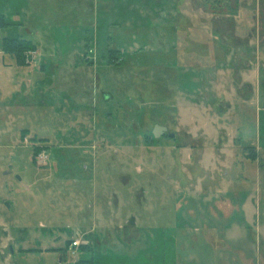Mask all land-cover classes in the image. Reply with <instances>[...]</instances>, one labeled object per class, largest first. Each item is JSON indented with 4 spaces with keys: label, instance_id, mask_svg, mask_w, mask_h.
<instances>
[{
    "label": "rangeland",
    "instance_id": "374dc122",
    "mask_svg": "<svg viewBox=\"0 0 264 264\" xmlns=\"http://www.w3.org/2000/svg\"><path fill=\"white\" fill-rule=\"evenodd\" d=\"M257 8L0 0V264H52L72 241L86 264H264V32L254 55L208 40L236 14L235 36L257 33ZM236 56L254 93L232 84Z\"/></svg>",
    "mask_w": 264,
    "mask_h": 264
},
{
    "label": "flooded vegetation",
    "instance_id": "af4514ba",
    "mask_svg": "<svg viewBox=\"0 0 264 264\" xmlns=\"http://www.w3.org/2000/svg\"><path fill=\"white\" fill-rule=\"evenodd\" d=\"M242 10H243V8H242ZM251 10L252 9H248V11L250 12V15H248V16H251L252 17L251 19L255 23V27L256 28L259 26V30H257V33H256V30L250 29V31H248V34L245 35L244 38H239V37L235 36V34L237 35V32L239 31L237 28H239L240 26H242L244 24V21L246 20V18H248V17H243V16H247V15H245V13H244V15H240L239 14L238 16L236 14V15H232V18H230L228 20L231 21L234 18L233 21H234L235 24H237V27H233V28L230 27V28H226L225 30H222V28H219L218 26H215V29L213 30V32L211 33V31H210L211 37L208 40L209 41L214 40L213 42H215L214 36L216 35V38H218L222 42V45H229L230 43H239L241 45L245 44V46L248 47L247 48L248 51L247 50H244V52H248L247 54H251V55L258 54L260 52V50H259V40L262 39V37L264 35V33H263V35L261 36V32L262 31L264 32V23H263V21H261V18H260V14L262 13V15H263L264 9L261 10V13H259V9L258 8H257L256 13H252ZM217 15H214L216 17H214L212 19L213 22H216L217 21V17H218ZM177 18L179 19L178 12H177ZM228 20L225 21L226 24H227ZM200 22L202 24H205V21L202 18L200 19ZM219 22L217 24H219ZM221 22H222V24L224 23L223 20H221ZM177 26H178V22L176 23V26L174 27L173 30H176L177 31ZM241 32H242V35H243L244 34L243 33V30ZM242 35H240V36H242ZM253 39H255V40L258 39V44L251 45L250 43L253 41ZM241 40H243L242 43H241ZM202 41L205 42L206 41V38H204ZM213 49L214 50H217V49H219V46L218 45H214L213 46ZM219 52H220L221 56H222V54L225 53L224 51H221L220 49H219ZM232 61L233 60L231 59V62ZM248 62L250 63L249 59H248V61L246 63H248ZM261 62H258V63H260V65L262 64L261 65L262 67L260 69H258L259 72H260V74L262 72H264V67H263L264 64L261 63ZM243 64L244 63H242L240 61V59L238 58V56H236V61L233 63V69L235 71H238L239 73L236 74V72H235V77L233 78L234 80L232 81V84L234 86L235 85H238L239 83L240 84H243L241 86V87H243V89L244 88L250 89V90H246V91L247 92L250 91V92H253L254 93V90L252 89L253 86L250 85L249 83H247L246 81L243 82V78H242L243 74H246L247 72H250V67L249 66L245 67V65L242 66ZM212 65L213 66L210 68V70L211 69H212L211 71H213V69L214 70H217V73H218V66L216 65V63H214V61H213ZM220 67L222 69L223 66H220ZM223 70H226L225 66L223 67ZM197 71H199V70H197ZM240 72H242V73L240 74ZM259 72L257 71V75L259 74ZM219 75H221V73ZM242 99H247V98H242ZM166 130L167 129L164 128V127L156 126L153 129V136L154 137H161V138L162 137L164 138V137L167 136V138L174 139L175 137L173 135H171V134H164L166 132ZM154 132H156V134H157L156 136L154 135ZM163 135H166V136H163ZM72 242L69 244L68 248H66L64 246L62 248H60V246L59 247L57 246L56 248L55 247L53 248V251H51V252L48 253V255L50 256V258L53 261V262L51 261L52 264H86V263H90L92 261V259H93L92 256L94 255V252L88 251L89 248H90L88 244L81 245L79 243V246L78 247H72V245H71ZM33 254L40 256L41 255V252L34 250ZM44 260L45 259L44 258L42 259V257H41L40 264H46Z\"/></svg>",
    "mask_w": 264,
    "mask_h": 264
},
{
    "label": "trees",
    "instance_id": "16d2710c",
    "mask_svg": "<svg viewBox=\"0 0 264 264\" xmlns=\"http://www.w3.org/2000/svg\"><path fill=\"white\" fill-rule=\"evenodd\" d=\"M1 21H2V19H1ZM5 43H6L5 41L2 42V47H1L2 51H4ZM15 44H16V48L18 49V53L19 52L22 53L26 50H29L30 47L33 48L32 44L29 41H23V40L19 41L17 39V40H15ZM21 53L17 54L19 57L16 56V58H15L18 66H23V65H20L21 62H19Z\"/></svg>",
    "mask_w": 264,
    "mask_h": 264
},
{
    "label": "crops",
    "instance_id": "0c3cea01",
    "mask_svg": "<svg viewBox=\"0 0 264 264\" xmlns=\"http://www.w3.org/2000/svg\"><path fill=\"white\" fill-rule=\"evenodd\" d=\"M1 54H2V53L0 52V57H1V59H3V55H1ZM3 61H4V59L2 60V65H3V66L1 65V68H6L8 65L5 64L6 62L3 64ZM16 64H17V63H16ZM5 73H7V72H5Z\"/></svg>",
    "mask_w": 264,
    "mask_h": 264
},
{
    "label": "built area",
    "instance_id": "2783aa9c",
    "mask_svg": "<svg viewBox=\"0 0 264 264\" xmlns=\"http://www.w3.org/2000/svg\"><path fill=\"white\" fill-rule=\"evenodd\" d=\"M71 245H72V247H78L79 246V242L73 241Z\"/></svg>",
    "mask_w": 264,
    "mask_h": 264
},
{
    "label": "water",
    "instance_id": "95a60500",
    "mask_svg": "<svg viewBox=\"0 0 264 264\" xmlns=\"http://www.w3.org/2000/svg\"><path fill=\"white\" fill-rule=\"evenodd\" d=\"M154 135H155V136L157 135L156 132H154Z\"/></svg>",
    "mask_w": 264,
    "mask_h": 264
}]
</instances>
